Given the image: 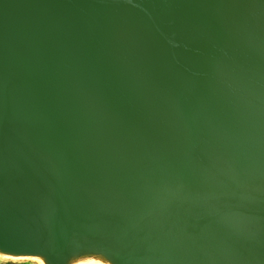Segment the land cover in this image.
<instances>
[{
    "label": "water",
    "instance_id": "obj_1",
    "mask_svg": "<svg viewBox=\"0 0 264 264\" xmlns=\"http://www.w3.org/2000/svg\"><path fill=\"white\" fill-rule=\"evenodd\" d=\"M264 264V0H0V264Z\"/></svg>",
    "mask_w": 264,
    "mask_h": 264
},
{
    "label": "rangeland",
    "instance_id": "obj_2",
    "mask_svg": "<svg viewBox=\"0 0 264 264\" xmlns=\"http://www.w3.org/2000/svg\"><path fill=\"white\" fill-rule=\"evenodd\" d=\"M2 264H21V263H2Z\"/></svg>",
    "mask_w": 264,
    "mask_h": 264
}]
</instances>
